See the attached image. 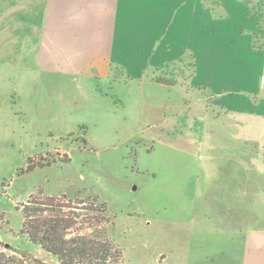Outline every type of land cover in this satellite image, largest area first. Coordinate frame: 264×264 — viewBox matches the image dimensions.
<instances>
[{
    "label": "rangeland",
    "instance_id": "1",
    "mask_svg": "<svg viewBox=\"0 0 264 264\" xmlns=\"http://www.w3.org/2000/svg\"><path fill=\"white\" fill-rule=\"evenodd\" d=\"M172 9L168 37L181 56L164 67L188 95L176 107L170 85L151 84L170 72L102 85L95 97L62 90L78 97L64 107L40 70L0 69V252L59 264L22 231L23 209L52 198L56 216L73 220L67 237L109 242L120 264H241L246 233L264 228L263 129L252 121L264 116V0ZM233 114L247 124L234 126ZM174 117L185 123L173 127ZM229 132L255 135L247 146ZM248 176L254 185L237 188Z\"/></svg>",
    "mask_w": 264,
    "mask_h": 264
},
{
    "label": "crops",
    "instance_id": "2",
    "mask_svg": "<svg viewBox=\"0 0 264 264\" xmlns=\"http://www.w3.org/2000/svg\"><path fill=\"white\" fill-rule=\"evenodd\" d=\"M172 13V0H0V69L40 70L49 82L48 90L64 107L77 106L78 97L65 98L62 90L86 91L95 97L102 85L113 90L119 84L138 85L140 75L151 79L156 73L148 77L149 70L170 72L169 80L160 78L151 84L170 85L169 105L176 107L186 103L188 95L180 79L172 80L174 70L164 67L166 63L174 67L181 56L172 51L168 37ZM246 118L233 114L229 121L242 128ZM259 119L252 121L262 122L264 146V116ZM177 120L167 121L173 127L185 123ZM226 134L245 139L247 146L255 135ZM245 169L256 172L251 166ZM253 185L248 176L237 188ZM241 264H264V228L246 233Z\"/></svg>",
    "mask_w": 264,
    "mask_h": 264
},
{
    "label": "trees",
    "instance_id": "3",
    "mask_svg": "<svg viewBox=\"0 0 264 264\" xmlns=\"http://www.w3.org/2000/svg\"><path fill=\"white\" fill-rule=\"evenodd\" d=\"M59 205L55 199L49 198L40 202L34 210L23 209L22 231L31 242L54 256L59 264H120L121 253L109 242L86 235L67 237L65 231L73 225V220L56 216L61 210ZM52 207L55 214L48 212ZM0 264L23 263L15 256L0 252Z\"/></svg>",
    "mask_w": 264,
    "mask_h": 264
}]
</instances>
